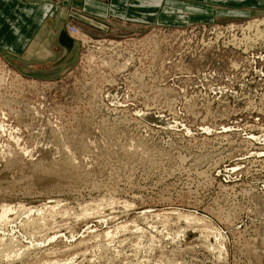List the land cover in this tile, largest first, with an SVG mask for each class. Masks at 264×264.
<instances>
[{"label": "rangeland", "instance_id": "obj_1", "mask_svg": "<svg viewBox=\"0 0 264 264\" xmlns=\"http://www.w3.org/2000/svg\"><path fill=\"white\" fill-rule=\"evenodd\" d=\"M86 1L0 0V264H264V0ZM42 5L61 77L13 50Z\"/></svg>", "mask_w": 264, "mask_h": 264}, {"label": "crops", "instance_id": "obj_2", "mask_svg": "<svg viewBox=\"0 0 264 264\" xmlns=\"http://www.w3.org/2000/svg\"><path fill=\"white\" fill-rule=\"evenodd\" d=\"M86 2H87L86 3L87 7L85 9L86 12L90 14L94 15L95 12H100L105 17H107L108 15L115 16L112 14V11L108 6V4L97 2L95 0L92 1L87 0ZM123 2L124 0H117V2L116 1L113 2L115 5H117L120 13L123 9L120 8V5H122ZM131 4H138V5L140 4V6L145 7L146 10L144 11L145 13L144 16L150 19V21L152 20L156 21L158 15L161 12H167V10L171 9L170 7H174V6H179V8H183L185 11L192 9L193 14L196 15L191 16L190 19L194 23H209L217 19V15H216L217 12L215 14L213 13L215 8L213 4H208V3L204 4L203 2L192 3L191 0H183L182 2L181 1L172 2L171 0H166L164 2L163 0L162 4L158 8L157 7L155 8V6H152V8L151 6H144L143 3L140 1L131 2ZM133 10L134 9H132V11ZM23 14H25L26 19L20 21V29H19L20 35L18 38L19 44L16 43L15 47H13V50L15 51L16 54H19L21 56H26L25 60H27V62L29 61L33 63H36V61L40 63L49 62L50 65L56 59L55 51L57 48L56 46L50 47V45L48 44L49 42L48 40L57 35V30L60 29V26L62 24L60 21L61 17L57 16L54 13V11L50 9V5L39 6V9L26 6L23 10ZM118 18H124V16L121 15ZM17 45L19 46L18 48Z\"/></svg>", "mask_w": 264, "mask_h": 264}, {"label": "water", "instance_id": "obj_3", "mask_svg": "<svg viewBox=\"0 0 264 264\" xmlns=\"http://www.w3.org/2000/svg\"><path fill=\"white\" fill-rule=\"evenodd\" d=\"M55 41L56 47L60 49V52L56 59L48 67L55 69L64 66L63 70L59 74L61 77L71 69V65L67 62L72 57L77 46V42L67 33L64 23L61 24Z\"/></svg>", "mask_w": 264, "mask_h": 264}, {"label": "bare ground", "instance_id": "obj_4", "mask_svg": "<svg viewBox=\"0 0 264 264\" xmlns=\"http://www.w3.org/2000/svg\"><path fill=\"white\" fill-rule=\"evenodd\" d=\"M134 1H140V2H142L143 3V5L144 6H149V2L150 1H148V2H146V0H134ZM154 1V0H153ZM160 2H161V0H156V1H154V3L152 4L153 6H155V8L158 6V4H160ZM72 38H73V36H71ZM81 38H83L82 36H81ZM74 39V38H73ZM75 40V39H74ZM84 40V39H83ZM86 40V39H85ZM76 41V40H75ZM128 205V204H127ZM11 211V208L9 209V207H3L2 209H1V214H0V221H5L6 219H7V214H8V212H10ZM185 217V219H186V221L188 220H191V218L190 217H186V216H184ZM196 217V216H195ZM199 218V217H198ZM114 219V218H113ZM196 219V218H195ZM197 220V219H196ZM195 220V221H196ZM12 221V220H11ZM200 221V220H199ZM197 222V221H196ZM203 222V221H202ZM200 223V222H199ZM206 224V223H205ZM204 224V225H205ZM6 225V224H5ZM188 226V225H187ZM192 226V225H191ZM207 226H209V225H207ZM116 228V227H115ZM202 228H203V226H202ZM204 228H207L206 227V225H205V227ZM208 229V228H207ZM205 232V231H204ZM203 232V233H204Z\"/></svg>", "mask_w": 264, "mask_h": 264}, {"label": "built area", "instance_id": "obj_5", "mask_svg": "<svg viewBox=\"0 0 264 264\" xmlns=\"http://www.w3.org/2000/svg\"><path fill=\"white\" fill-rule=\"evenodd\" d=\"M205 28V27H204ZM66 30H67V33L70 35V36H73L75 39H77V36L78 37H84L86 36V33L83 31V30H79V29H76L74 26H67L66 27ZM203 38H205V34L202 35ZM80 41L83 42V40L81 39Z\"/></svg>", "mask_w": 264, "mask_h": 264}]
</instances>
